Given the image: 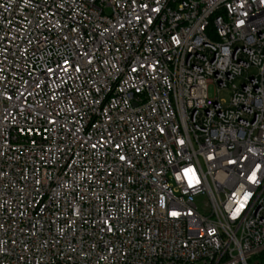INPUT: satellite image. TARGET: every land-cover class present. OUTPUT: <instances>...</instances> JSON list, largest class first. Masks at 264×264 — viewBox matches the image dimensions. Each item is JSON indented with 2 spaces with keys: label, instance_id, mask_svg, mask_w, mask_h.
Returning <instances> with one entry per match:
<instances>
[{
  "label": "built area",
  "instance_id": "2783aa9c",
  "mask_svg": "<svg viewBox=\"0 0 264 264\" xmlns=\"http://www.w3.org/2000/svg\"><path fill=\"white\" fill-rule=\"evenodd\" d=\"M263 250L264 0H0V264Z\"/></svg>",
  "mask_w": 264,
  "mask_h": 264
},
{
  "label": "trees",
  "instance_id": "16d2710c",
  "mask_svg": "<svg viewBox=\"0 0 264 264\" xmlns=\"http://www.w3.org/2000/svg\"><path fill=\"white\" fill-rule=\"evenodd\" d=\"M259 256H257V258L255 260H253L254 264H264V250L258 254ZM254 259V258H252ZM251 259V260H252Z\"/></svg>",
  "mask_w": 264,
  "mask_h": 264
},
{
  "label": "rangeland",
  "instance_id": "374dc122",
  "mask_svg": "<svg viewBox=\"0 0 264 264\" xmlns=\"http://www.w3.org/2000/svg\"><path fill=\"white\" fill-rule=\"evenodd\" d=\"M221 97H222V98H227V97H228V93H222V94H221ZM257 256H259V255L257 254V255H255V256H253L252 258H254V259L250 260V261H249V264H254V263H253V260H255V259L257 258Z\"/></svg>",
  "mask_w": 264,
  "mask_h": 264
},
{
  "label": "snow or ice",
  "instance_id": "6c2138e0",
  "mask_svg": "<svg viewBox=\"0 0 264 264\" xmlns=\"http://www.w3.org/2000/svg\"><path fill=\"white\" fill-rule=\"evenodd\" d=\"M254 178H255V173H253V176L250 177V179H253V180H254ZM246 199H247V196H245V200H246ZM241 207H242V205H241ZM239 211H240V208L238 207V208L236 209V212L234 213V215L237 214V213H239ZM173 215H175V213H173Z\"/></svg>",
  "mask_w": 264,
  "mask_h": 264
}]
</instances>
